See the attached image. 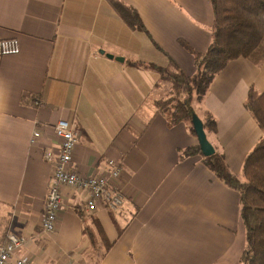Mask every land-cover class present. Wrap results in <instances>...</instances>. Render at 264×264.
Masks as SVG:
<instances>
[{
	"label": "crops",
	"instance_id": "crops-1",
	"mask_svg": "<svg viewBox=\"0 0 264 264\" xmlns=\"http://www.w3.org/2000/svg\"><path fill=\"white\" fill-rule=\"evenodd\" d=\"M119 1L137 10L147 31L113 0H0V38L21 46L0 58V244L10 232L26 239L8 264L23 256L32 264H239L246 244L239 193L201 155L182 157L197 136L159 112L168 91L159 75L131 63L169 66L172 58L193 75L195 58L183 43L208 49L212 2ZM250 89L264 91V64L239 57L195 104L216 119L208 138L235 174L263 135L245 106ZM61 119L79 132L71 168L97 176L109 159L121 162L127 199L119 213H89L84 192L65 186L57 228L46 233L54 164L45 153L58 155ZM90 233L105 242L99 258Z\"/></svg>",
	"mask_w": 264,
	"mask_h": 264
},
{
	"label": "trees",
	"instance_id": "trees-1",
	"mask_svg": "<svg viewBox=\"0 0 264 264\" xmlns=\"http://www.w3.org/2000/svg\"><path fill=\"white\" fill-rule=\"evenodd\" d=\"M113 1L126 21L146 30L135 8L119 0ZM211 2L214 22L208 49L201 53L183 43L195 58L196 71L193 75H187L172 58L169 66L155 62H131L156 72L159 75L158 84H168L166 97L156 102L159 112L165 113L172 125L187 123L194 134L192 117L195 113L201 116L195 104L204 99L213 80L228 63L244 57L256 65L264 64V0ZM245 106L263 135L244 159L240 174L231 171L223 153L216 151L211 156H204L199 144L184 149L182 157L201 155L203 163L239 193L240 213L246 232V244L239 264H264V91L250 89ZM205 112V130L208 128L215 132L216 119L208 110Z\"/></svg>",
	"mask_w": 264,
	"mask_h": 264
},
{
	"label": "built area",
	"instance_id": "built-area-1",
	"mask_svg": "<svg viewBox=\"0 0 264 264\" xmlns=\"http://www.w3.org/2000/svg\"><path fill=\"white\" fill-rule=\"evenodd\" d=\"M21 50L18 38H0V58L8 54H17ZM55 133L59 138V152L45 153V158L53 162V173L50 177L46 196L42 229L46 233L54 232L57 228L58 216L64 206L63 187L69 186L83 191L88 212L97 211L99 208L110 209L112 212H121L126 203V197L121 186L116 182L123 172V165L115 159L107 161V169L97 176H80L71 168L73 153L79 141L76 127L68 120L61 119L55 125ZM38 131L34 139L39 137ZM25 237L10 232L5 242L0 244V264H8L13 255L25 244ZM15 264H32L28 257H19Z\"/></svg>",
	"mask_w": 264,
	"mask_h": 264
},
{
	"label": "water",
	"instance_id": "water-1",
	"mask_svg": "<svg viewBox=\"0 0 264 264\" xmlns=\"http://www.w3.org/2000/svg\"><path fill=\"white\" fill-rule=\"evenodd\" d=\"M101 53H104L102 50ZM112 57V55H109ZM121 60H123L121 58ZM192 122L194 126V130L198 139V144L204 156H211L216 152L214 145L208 138L207 132L205 130V124L203 120L199 117L198 114H194L192 117Z\"/></svg>",
	"mask_w": 264,
	"mask_h": 264
},
{
	"label": "rangeland",
	"instance_id": "rangeland-1",
	"mask_svg": "<svg viewBox=\"0 0 264 264\" xmlns=\"http://www.w3.org/2000/svg\"><path fill=\"white\" fill-rule=\"evenodd\" d=\"M160 50H161V48H159ZM151 55H154L153 53H148V56H151ZM164 85H166L165 83L163 84V86ZM168 85V84H167ZM166 85V89L167 90H169V88H167L168 86ZM256 92H257V90H256ZM248 95H249V93H248ZM247 98H248V96H247ZM202 120H203V122H204V119H203V117L202 116H199ZM205 117H206V115H205ZM204 117V118H205ZM169 119V118H168ZM207 119V118H206ZM205 119V120H206ZM169 123H170V121H169ZM171 124V123H170ZM76 129H77V127H76ZM207 130L206 131H208L209 129L208 128H206ZM78 131V130H77ZM210 131V130H209ZM210 132H212V131H210ZM208 134V133H207ZM195 135H196V133H195ZM78 138H79V134H78ZM79 142V141H78ZM123 176V172H122V174L120 175V177L116 180V182L120 185V186H122V184H121V177ZM124 193V192H123ZM125 195V194H124ZM126 197V196H125ZM127 199V198H126ZM46 202V201H45ZM83 204L84 205H86V201H85V199H84V202H83ZM83 205V206H84ZM85 209V208H84ZM86 210V209H85ZM110 212H112L110 209H108ZM88 212V211H87ZM90 213V212H89ZM113 213H115V212H113ZM91 234V233H90ZM91 239H92V244H93V247H94V251L95 252H97L96 253V256H97V258H99L100 256H101V254H102V250H103V246H104V244H105V242L102 240V238L101 237H98L97 235H92L91 234Z\"/></svg>",
	"mask_w": 264,
	"mask_h": 264
}]
</instances>
